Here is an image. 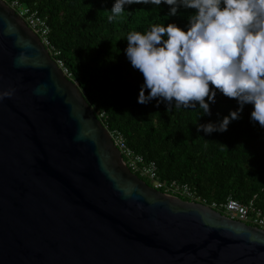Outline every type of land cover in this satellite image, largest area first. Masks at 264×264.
<instances>
[{
  "label": "water",
  "instance_id": "95a60500",
  "mask_svg": "<svg viewBox=\"0 0 264 264\" xmlns=\"http://www.w3.org/2000/svg\"><path fill=\"white\" fill-rule=\"evenodd\" d=\"M0 264H264V230L133 174L39 37L0 0Z\"/></svg>",
  "mask_w": 264,
  "mask_h": 264
},
{
  "label": "trees",
  "instance_id": "16d2710c",
  "mask_svg": "<svg viewBox=\"0 0 264 264\" xmlns=\"http://www.w3.org/2000/svg\"><path fill=\"white\" fill-rule=\"evenodd\" d=\"M18 1L46 21L58 59L103 125L110 132H120L147 163L154 162L161 179L188 184L210 201L231 196L246 203L259 194L264 206V127L251 121V104L243 107L227 131L205 134L197 125L219 124L239 109L236 99L217 91L215 103H210L211 115L200 117L198 105L197 109L169 110L157 99L137 102L144 78L126 58V34L146 33L160 23L186 28L194 10L181 8L170 17L166 4H134L110 22L115 0Z\"/></svg>",
  "mask_w": 264,
  "mask_h": 264
},
{
  "label": "clouds",
  "instance_id": "9594fccd",
  "mask_svg": "<svg viewBox=\"0 0 264 264\" xmlns=\"http://www.w3.org/2000/svg\"><path fill=\"white\" fill-rule=\"evenodd\" d=\"M134 4H166L170 17L181 8L194 10L186 28L160 23L146 33L126 34V58L144 78L138 103L157 99L169 110L198 105L200 117L211 115L210 103L219 91L236 99L239 109L219 124L197 125L198 131H227L246 104L252 105L251 121L264 127V0H115L108 20L116 21Z\"/></svg>",
  "mask_w": 264,
  "mask_h": 264
},
{
  "label": "built area",
  "instance_id": "2783aa9c",
  "mask_svg": "<svg viewBox=\"0 0 264 264\" xmlns=\"http://www.w3.org/2000/svg\"><path fill=\"white\" fill-rule=\"evenodd\" d=\"M4 1L12 10H14L20 18L28 25V27L39 37L42 44L48 50L52 59L57 63L58 67L63 71L65 76L78 86V82L74 79L70 70L64 65L63 61L58 59L60 53L56 51L49 41L50 29L46 21L39 16L37 11L23 5L18 0ZM103 115H101L102 117ZM110 136L115 146L120 151L128 169L147 182L154 189L172 197H179L185 201L202 204L217 211L225 217L244 223L249 226L257 227L264 230V206L260 203V195H254L246 203L228 197L225 201H210L198 194L196 189L188 184L177 181H164L159 176L158 168L154 162L147 163L145 158L137 154L130 148L123 135L118 132H110Z\"/></svg>",
  "mask_w": 264,
  "mask_h": 264
},
{
  "label": "bare ground",
  "instance_id": "6f19581e",
  "mask_svg": "<svg viewBox=\"0 0 264 264\" xmlns=\"http://www.w3.org/2000/svg\"><path fill=\"white\" fill-rule=\"evenodd\" d=\"M107 128V127H106ZM128 144V143H127ZM130 147V146H129Z\"/></svg>",
  "mask_w": 264,
  "mask_h": 264
},
{
  "label": "rangeland",
  "instance_id": "374dc122",
  "mask_svg": "<svg viewBox=\"0 0 264 264\" xmlns=\"http://www.w3.org/2000/svg\"><path fill=\"white\" fill-rule=\"evenodd\" d=\"M151 185V184H150Z\"/></svg>",
  "mask_w": 264,
  "mask_h": 264
}]
</instances>
